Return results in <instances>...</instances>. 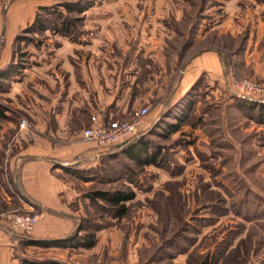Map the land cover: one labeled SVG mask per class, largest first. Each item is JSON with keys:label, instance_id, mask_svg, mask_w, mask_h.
<instances>
[{"label": "rangeland", "instance_id": "obj_1", "mask_svg": "<svg viewBox=\"0 0 264 264\" xmlns=\"http://www.w3.org/2000/svg\"><path fill=\"white\" fill-rule=\"evenodd\" d=\"M14 2H23L28 18L13 40L0 31V70L16 66L0 92V180L10 196L0 199V219L28 212L40 217V210L21 207L19 197L30 199L21 188L19 168H10L19 146L31 144L41 128L27 111L33 95L12 90L13 81L26 79L25 90L33 87L43 97L39 108L47 114L69 103L71 126L81 133L95 123L90 124L87 105L80 101V88L94 79L102 57L113 54L123 79L128 64L134 62L135 75L140 68L134 89L140 100L127 101L119 121L102 124L130 121L136 109L146 106L151 120L133 144L131 139L106 148L98 163L62 170L79 195L70 205L74 225L61 237L77 233L84 242L93 234L96 244L30 245L41 238L9 225L7 232L18 241L11 264H26V259L37 264H199L215 254H221L219 264H264V111L248 108L264 103V92L234 93V83L245 78L264 86V26L260 30L259 24H264V0H0V12ZM40 21L46 30L25 32ZM204 48L225 54L231 98L227 91L210 98L213 87L201 92L198 87V101L191 99L180 116L179 104L172 103L156 113L177 86L186 58ZM87 87L92 97V85ZM47 91L55 94V102ZM176 124L180 129L172 131ZM141 143L159 153L156 163L129 156ZM117 190L136 193L123 217L114 215L117 206L93 198L96 191Z\"/></svg>", "mask_w": 264, "mask_h": 264}, {"label": "crops", "instance_id": "obj_2", "mask_svg": "<svg viewBox=\"0 0 264 264\" xmlns=\"http://www.w3.org/2000/svg\"><path fill=\"white\" fill-rule=\"evenodd\" d=\"M22 3L14 2L5 14L0 12V31L6 32L8 39L13 40L17 37L18 31L22 28L21 25L28 18V13L25 12L24 8L25 5H22ZM225 20V18L219 20L221 23L219 26L223 27ZM259 24H261V30L264 24L262 22ZM102 59L101 63L98 62L96 65L94 79L90 78L91 81H87L86 86L80 88V101L87 105V111L90 113V124L101 121L109 123H115L116 120L119 121L120 113L125 112L129 107V105H126L127 101L136 103L135 98H137L134 89L139 83L135 82V78L140 68H137L135 75V72L133 74L131 71L134 62L131 65L128 64L125 66L126 74L124 76L125 79H123L121 73L118 72V66L116 65L118 63L115 62L116 58L113 54L102 57ZM249 59V57L246 59V66L250 64L248 63ZM186 60L185 71L180 76L177 86L160 105L162 108L159 109L158 106L155 108L156 113H161L168 104L172 103L179 104L178 116H180V114L188 110L191 99L195 103L198 101L196 99L199 93L197 91L198 87L200 92L203 87H213L211 91L213 96H209L210 98L219 96L220 91H227V99L231 98V90L229 88L231 83L229 81L226 83V56L223 52L216 48H204L194 52ZM83 68L85 69V78L88 79V64L85 63ZM18 80L13 81L11 89L17 92L16 90L23 88L22 92L25 95L29 93L33 95L27 111L37 119V123L41 128L31 144L19 146L20 151L17 153V159L14 158L12 160L10 168L11 170L15 167L19 168V181L22 180L21 188H24L30 199V202H27L22 197H19L21 198V207L28 211L32 208L40 210L39 220L33 230L35 236L41 239H60L74 225L76 215L71 211L70 205L72 199L79 195L77 189L72 185L74 183L73 180L69 181V179H66L67 176L65 177L62 170L72 165L83 167L86 163H98L100 157L104 156L106 152H104L105 149L99 147L95 142L83 139L82 131L80 133L79 127L73 128L71 126V115L69 108L66 107L69 103H65L62 110L57 114H47L42 107L39 108L40 102L43 104L46 102L43 97L38 95V92L34 91L33 87L30 90H25L23 84L26 79ZM48 83L51 86H55L51 78H48ZM87 85H92V88H90L92 89V97L91 90H89ZM147 87L151 88V85L149 84ZM195 91L197 92L196 94ZM47 93V98L51 97L50 100L55 102V94L48 91ZM70 95L71 91H69L67 96ZM137 100L139 101L140 99L137 98ZM68 101H70V98H68ZM230 102L231 99L227 103L230 105ZM147 116L145 117L144 126L147 120H151ZM50 122L53 123L52 126ZM57 138L69 140L68 145L61 146L59 143L54 142L53 140ZM70 182L72 183L69 184ZM77 182L80 181L77 180ZM4 192L5 190L0 180V199L6 200L10 196H5L6 192ZM20 192L22 193V191ZM7 221L0 219V264H11L14 261V249L17 246L16 242H18L11 238L10 233L7 232L6 227L10 225L9 220Z\"/></svg>", "mask_w": 264, "mask_h": 264}, {"label": "built area", "instance_id": "obj_3", "mask_svg": "<svg viewBox=\"0 0 264 264\" xmlns=\"http://www.w3.org/2000/svg\"><path fill=\"white\" fill-rule=\"evenodd\" d=\"M234 93L237 96L258 95L264 92V86L251 79L245 78L234 83ZM232 92V91H231ZM149 112V107L136 109L130 121H126L115 127L105 126L102 123H95L86 127L82 131L83 139L95 142L99 147L106 149L117 144L127 143L129 140L137 137L144 126V118ZM21 128L26 127V120H20ZM10 226L17 230L20 229L24 233H31L34 230L39 216L32 212L13 213L9 217Z\"/></svg>", "mask_w": 264, "mask_h": 264}, {"label": "trees", "instance_id": "obj_4", "mask_svg": "<svg viewBox=\"0 0 264 264\" xmlns=\"http://www.w3.org/2000/svg\"><path fill=\"white\" fill-rule=\"evenodd\" d=\"M43 31L46 30V25L44 24V22L42 23V21L35 22L32 27H28L25 32H35V31ZM13 65V64H12ZM16 66H9L8 69L6 70H0V92L5 90L4 89V83L5 80L10 78V72H14V69ZM249 109H254V108H260V110L264 111V103H254V105H249L248 106ZM180 129V125L176 124L175 126H173V128L171 129L172 131H178ZM141 133V132H140ZM140 135V134H139ZM139 135L135 138L132 139V143H134L135 139L139 137ZM134 140V141H133ZM130 141V140H129ZM128 141V142H129ZM130 144V145H131ZM144 155V158H141ZM129 156L132 157L133 159L137 160V161H141V159H143V162H145L146 164H152V163H156L159 153L156 154L154 152H149V146L147 144H140L138 146H136V150L131 151L129 153ZM136 196V193L133 190L130 191H96L93 198L94 199H102L105 200L106 202H109L115 206H117V210L114 213L115 216L117 217H123L128 213V207L126 205V202L134 199ZM88 239H86V241H81L82 237H80L77 233L73 234L72 236L69 237H65V238H60V239H38L35 241H31V243H29L30 245H38V246H42V247H52V246H58V247H66L68 246V244H72L74 243L75 246H84L87 248H91L96 244V238L95 235L93 234H89ZM221 259V254H215L212 256H207L206 258H204L199 264H219V261ZM26 264H37V262H34L32 260H25ZM46 264H67L63 261H59V260H50L49 262H47Z\"/></svg>", "mask_w": 264, "mask_h": 264}, {"label": "water", "instance_id": "obj_5", "mask_svg": "<svg viewBox=\"0 0 264 264\" xmlns=\"http://www.w3.org/2000/svg\"><path fill=\"white\" fill-rule=\"evenodd\" d=\"M122 144H125V143H122ZM122 144H119L118 146H121Z\"/></svg>", "mask_w": 264, "mask_h": 264}]
</instances>
